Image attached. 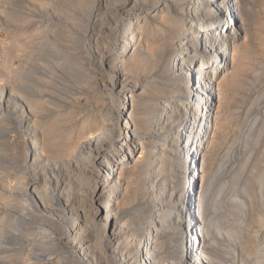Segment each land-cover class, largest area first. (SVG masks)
<instances>
[{
  "label": "rangeland",
  "instance_id": "1",
  "mask_svg": "<svg viewBox=\"0 0 264 264\" xmlns=\"http://www.w3.org/2000/svg\"><path fill=\"white\" fill-rule=\"evenodd\" d=\"M176 1L182 4L186 0ZM156 2L0 0V225L1 219L8 222L11 218L18 237L14 242L21 246L17 255L3 258L0 254V264H44L46 254L36 250L39 243L53 245V250L57 249L53 256L66 257L70 264H110L94 251L83 257L63 249L66 229L77 217L72 211L79 206H88L91 196L86 183L97 169L82 151H79V157L72 155L61 161L48 156L46 150L51 148V141H56L58 146L60 140L70 136L80 145L96 134L101 138L97 139L96 145L107 143L111 154L120 155L119 143L124 140L112 143L117 135L115 124L121 98L116 97L110 87L114 71L117 69L118 73L124 74L123 78L129 83L142 86L136 91L138 96L141 93L147 95L154 86L164 91L169 89L158 79L173 54L167 46L161 50L160 59L154 56L160 38L165 36L166 42H171L166 25L157 23L156 17L160 16L162 6L157 8ZM93 5L99 7L91 18ZM240 6L244 12L241 23L245 31L235 42L238 45L233 64L224 71L227 76L222 81L226 83L220 82L222 96L220 94L218 119L204 151V176L209 178L206 219L212 222V227L207 225L210 231L206 238L213 245L212 251L208 249V252L214 264H241L245 254H250L252 260L256 249L264 254V0H241ZM140 11H147V18L135 22ZM124 39L134 43L124 57L125 63L141 59L135 69L119 68L114 60L105 64L104 59L109 54L121 51ZM172 96L183 98L178 94ZM160 97L167 99V96ZM216 102L215 98L213 104ZM185 103L183 100L178 102L183 108L179 110L175 126L185 116ZM140 108L141 117H145L146 107ZM103 120L105 124L111 122L114 128L101 129L103 133L98 134ZM167 129L171 127L155 133L152 140L139 141L143 148L139 147L124 167L135 158L144 157L145 161H141L129 177L120 174L127 184L120 180V190H123L114 208L118 223H123L133 239L141 236L145 216L149 213L145 204L149 197L144 193L151 180L152 185L167 186L168 193L178 191L183 185V175L175 166L180 161L174 142H171L173 139L166 134ZM162 140L165 141V153L160 151ZM37 142L44 147V155L33 156ZM145 177L148 179L142 184ZM27 182L34 183V195L39 201L37 207L25 196ZM42 208L47 210L46 214L40 211ZM177 237L180 238V234ZM162 241L165 244L159 253L164 254L169 243L175 246L171 237Z\"/></svg>",
  "mask_w": 264,
  "mask_h": 264
},
{
  "label": "bare ground",
  "instance_id": "2",
  "mask_svg": "<svg viewBox=\"0 0 264 264\" xmlns=\"http://www.w3.org/2000/svg\"><path fill=\"white\" fill-rule=\"evenodd\" d=\"M240 4L241 0H186L182 4H179L176 0H157L156 7L162 6V11L159 14L160 16L156 17V19H159L157 23L166 25L168 31L167 36L170 35L169 39H171V42H166L168 39H166L165 36L164 38H160L157 43L159 44L157 45L158 47L154 49V56L160 59L162 57L160 53L161 50L165 49L167 46L170 49V54H173V56L168 59L166 67L160 71V77L157 79L160 80L162 84H167L169 89L164 91L163 88L158 89L155 86H151L152 88L149 93L147 92V95L141 93L138 96L136 91L142 86L137 83H129V81L123 78L124 74L121 75V73H118L117 69L114 71L113 75L117 76L115 78L114 76L111 77L112 81L110 80V87L115 91L113 93L116 97L121 98L120 111L118 112L115 124L117 135L113 138L112 143H119L121 140H124V143H119V151H121L119 156L111 154L112 150L107 143L100 145L97 143V146L95 142L99 138L96 137V134L81 142L80 145L79 141H72L70 136L60 140V142L58 141V146L56 141L49 142L51 148L46 150L48 156L51 155V157L56 160L64 161L72 155H78L77 157H79V151H82L87 154V158L90 159L92 165L97 169L95 175L89 177L87 183L85 182L87 185L86 187L90 190L91 196L88 206H79L72 211L77 217L75 216V221H72V223L70 222L72 225H69L66 229V233L63 237L64 250L83 257L84 255L90 254L91 251H94L107 262H110V264H214L212 262L213 257H211L208 252V249L213 245L211 240H207L206 238L208 230L210 231L207 225L212 227V222L206 219L208 215H206L207 208H209V204L207 203L209 178L207 180L204 176L206 158L204 151L205 144L208 142L213 127L216 126L215 121L218 119L217 114L220 108L219 104L221 103L220 86H222L220 82L222 84L225 82V80H223L224 82L222 81V79H226L227 76L224 74V71L226 67L231 65V63L233 64L235 60L234 52L238 45L235 42L245 31L241 23L243 21L242 17L244 16V12ZM97 7L99 6L93 5L92 9L90 8L91 18V15H94L98 11ZM147 14V11H140L134 18L135 22L139 19L145 21L144 18H147ZM131 42L132 41L128 42L124 39L121 51L115 55L109 54L104 59L105 64H110L114 60V64L116 66L119 65V68L122 67L124 70L133 69L138 65L141 62L140 57L135 62L130 61L129 64L124 61V57L131 51L132 44H134ZM238 53H240V51ZM239 55L240 54H238V56ZM241 57L239 56V58ZM172 94L183 95V98H180V96H172ZM160 96H167V99H163ZM215 98L217 102L213 104ZM182 100L186 102L184 104L186 113L181 122L175 126L176 121L179 119V110L183 108L178 102ZM213 105L216 106L213 107ZM142 106H145L148 112L145 117H141L139 113L141 110L140 107ZM212 107L213 109L211 111ZM143 110L145 111V109ZM209 114L211 115L210 118ZM102 123L103 128H99L98 134H102L103 130L109 131L113 127L112 123L109 121L105 124L106 122L103 120ZM106 127L107 129H104ZM166 127H171V129H167L168 131H166V134L173 139L171 142H174L176 157H178L180 161V163L176 162L175 166L178 168V172L180 170L183 175V185L178 191L176 190L177 192L168 193L169 189L166 188L167 186L152 185L151 180V183L148 184V188L144 193L149 197V201L145 203L148 205L149 213L146 215L147 217L145 216L146 221L144 226L142 224L144 228L142 229L141 236L137 239H133L132 236L129 235L130 233L127 234L128 232L123 223H118L114 206L118 204L120 192L123 190H120L122 186L120 182L123 181V184L126 183V178L124 179V176L137 168L141 161H145V158H135L128 167H124V165L125 162H129V160L132 159V155L139 147H142V142L139 141L151 139V137L155 136V133L164 131ZM181 139H184V141H181ZM164 145L165 141L162 140L161 147ZM35 149L36 153L32 152L33 156H38L45 152L44 147L39 143ZM151 149H153V147ZM30 150L33 151L32 148ZM160 151L165 153L164 147L161 148ZM29 154L32 155L31 152ZM153 155L156 156L155 154ZM199 161L201 162L200 164ZM148 162L149 159H147V163ZM222 164L223 162L219 166L221 167ZM120 174L124 175L122 179L120 178ZM159 177H161V175ZM147 179L148 177L143 178L142 184H145ZM210 179L212 180L213 177ZM154 182L156 183L155 180ZM174 183H176V181ZM261 183H263V181ZM33 186L34 183H28L24 186L26 191L25 196L31 204L37 207L39 201L34 195ZM149 203L153 205H149ZM197 206L198 212L195 214ZM242 206L244 205L242 204ZM42 210L44 209L42 208ZM42 210L40 211L46 214L47 210ZM8 219L10 221L11 218ZM259 219L262 220V218ZM9 221L7 222L1 219L0 254L3 258L7 255L16 254L21 247L17 245L19 242H14L18 240L17 233L15 234L17 230L14 226L15 223L12 220ZM40 230L42 231V229ZM44 231L45 230H43V232ZM44 233V236H46V232ZM179 234L180 238L177 237ZM167 236L174 239L175 246H170L169 243L167 251L164 252V254L159 253L165 244L162 240ZM173 236L176 237L172 238ZM40 238L43 237L41 236ZM41 243H44V241H41ZM29 247L30 246H28V249L30 251ZM38 247L39 248L34 249L46 254V257L43 256L44 261L42 260L44 264H57L61 262H63L62 264H70L67 262L68 258L66 257L57 258V255L56 257L53 256L57 251L56 248L53 250V245L49 246V244L42 245L39 243ZM210 251L212 250L210 249ZM254 251L255 256L252 260L249 259L251 258L249 256L250 254H245L246 257L240 261V263L264 264L263 252L258 249ZM254 251L252 253H254ZM44 253L42 255H44ZM65 254H67V252Z\"/></svg>",
  "mask_w": 264,
  "mask_h": 264
},
{
  "label": "built area",
  "instance_id": "3",
  "mask_svg": "<svg viewBox=\"0 0 264 264\" xmlns=\"http://www.w3.org/2000/svg\"><path fill=\"white\" fill-rule=\"evenodd\" d=\"M200 161H201V160H200ZM200 161H199V164L201 163ZM200 180H201V178H200ZM194 190H195V188H194ZM198 191H199V188H198ZM194 193H195V192H194ZM197 210H198V206H197V209L195 210V214L198 212ZM196 216H198V215H196Z\"/></svg>",
  "mask_w": 264,
  "mask_h": 264
},
{
  "label": "water",
  "instance_id": "4",
  "mask_svg": "<svg viewBox=\"0 0 264 264\" xmlns=\"http://www.w3.org/2000/svg\"><path fill=\"white\" fill-rule=\"evenodd\" d=\"M194 192H195V190H194ZM193 195H194V193H193Z\"/></svg>",
  "mask_w": 264,
  "mask_h": 264
}]
</instances>
